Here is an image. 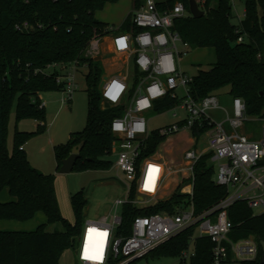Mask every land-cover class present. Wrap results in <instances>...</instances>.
Returning <instances> with one entry per match:
<instances>
[{
	"label": "trees",
	"instance_id": "1",
	"mask_svg": "<svg viewBox=\"0 0 264 264\" xmlns=\"http://www.w3.org/2000/svg\"><path fill=\"white\" fill-rule=\"evenodd\" d=\"M120 0H0V193L8 189L15 199L0 201V221L27 222L39 212L47 216V224L61 223L63 230H46L42 224L33 230L0 229V264H61L63 254L76 248L86 221L85 210L89 201L84 191L71 196L76 215L71 223L61 212L56 190V177L36 169L27 152L21 149L25 142L45 132L46 110L41 107V94L63 91L65 82L59 81L73 65L87 66L88 119L84 130L73 134L70 140L55 147L58 170L72 149L84 143L81 157L74 170H110L114 162L108 159L115 152L120 140L112 131L113 120L123 115L124 106L104 102L101 82L105 75L102 60L88 54L92 43L109 36L113 30L108 23L97 18V12L108 3ZM181 1L189 11V0L159 2L161 9L170 8ZM245 16L239 25L233 23L232 0H203L205 15L196 18L191 13L175 21L174 29L183 41L193 48L211 47L216 51V62L208 70L200 69L189 84L190 95L196 100L216 94L230 87L234 98H242L248 116L264 117V0H245ZM138 3L134 5V10ZM133 10V11H134ZM133 11L119 30L138 29L132 25ZM29 22L32 28L21 30L17 25ZM43 25L39 28L37 25ZM245 42L240 43V37ZM54 66L55 71L48 69ZM60 67V70L56 69ZM133 70L138 78L141 72ZM69 100V102H71ZM180 100L171 95L156 101L153 111L161 114L174 109ZM16 104V118L33 117L39 124L35 132L17 130L14 147L7 145V124L10 112ZM209 124L195 127L193 134L200 138L209 130ZM256 138V135H254ZM167 139L158 130L153 131L146 152L149 156L158 152ZM212 152L204 154L195 165L194 194L176 192L171 198L140 209L125 204L123 221L117 229L118 236L131 234V225L138 215L167 212L174 214L179 208L193 203L197 215L204 213L225 199L229 190L216 182V166ZM133 185L131 198H136ZM233 222L228 238L236 242L254 237L259 245L258 257L242 264L262 263L264 240V212L256 214L246 200L234 203L228 209ZM198 225L191 226L152 251L144 258H179L182 263L214 264V242L209 236H195ZM228 256L224 263L233 261V251L225 242ZM191 253L186 258L185 253ZM140 260V259H139ZM139 260L129 264H138ZM120 258L110 264H117Z\"/></svg>",
	"mask_w": 264,
	"mask_h": 264
},
{
	"label": "built area",
	"instance_id": "2",
	"mask_svg": "<svg viewBox=\"0 0 264 264\" xmlns=\"http://www.w3.org/2000/svg\"><path fill=\"white\" fill-rule=\"evenodd\" d=\"M138 7L133 11L132 25L138 30L127 32L111 30L110 46L112 51L122 54L127 62L132 61L141 75L133 79L128 72H120L109 76L101 94L104 102L113 106H124L123 115L115 118L111 124L113 133L120 139L115 147L117 151L116 167L127 174L130 179L126 198H119L114 203V214L86 219L83 234L80 237L78 257L81 264H110L120 258L117 264H129L143 259L152 251L169 241L191 226L198 225L202 236H209L214 242V264H223L228 256L225 242H229L233 251V259L251 261L258 257L259 245L254 237L230 241L228 235L233 222L228 209L237 201L246 200L256 214L264 212V123L259 139L254 132L246 133L245 127L249 116L242 98L233 99V116L227 115L222 122H215L209 111L220 108V100L216 94L202 100L190 95L189 77L182 69L181 57L185 52L179 45L188 46L174 29L175 21L190 12L183 2L178 1L173 7L161 9L156 0H136ZM201 7L203 0H198ZM39 28L43 25L38 24ZM32 28L29 22L17 25V29ZM121 41L123 44H121ZM245 42L244 37L238 40ZM77 65H73L59 81L65 82V94L71 96L78 88L76 80ZM185 91L180 98L179 90ZM171 95L179 99L176 108L186 112V117L177 124L161 128L162 136L171 137L181 130L192 133L195 141L198 136L193 134L195 127L201 129L205 122L209 124L208 148L199 151L192 142L183 153V162L177 168H171L164 157L156 152L144 156L148 142L153 134L149 129L146 112L153 110L156 101ZM41 107H45L42 101ZM40 124H43L41 122ZM228 125V126H226ZM24 149V146L21 147ZM207 152H212L211 161L217 164L216 182L228 188L229 193L220 203L197 215L194 205L179 208L171 214L159 212L138 215L131 225V234L118 236L117 229L122 224V212L119 208L125 204H133L140 209L158 203L167 179L177 174L183 184L184 193L191 198L194 194L195 165ZM150 168L154 169L150 175ZM133 185L137 196L131 198ZM148 185V187H146ZM91 240L89 242V235ZM187 252L184 257L188 258Z\"/></svg>",
	"mask_w": 264,
	"mask_h": 264
},
{
	"label": "rangeland",
	"instance_id": "3",
	"mask_svg": "<svg viewBox=\"0 0 264 264\" xmlns=\"http://www.w3.org/2000/svg\"><path fill=\"white\" fill-rule=\"evenodd\" d=\"M133 1L121 0L118 3H109L104 10L97 12V18L119 30L132 11ZM156 1L166 2L168 0ZM232 5L234 13L232 21L234 24L239 25L245 16L246 2L245 0H232ZM110 36L93 42L88 54L95 57V59L102 60L105 67V75L111 76L120 72H128L131 79H133L134 70L132 61L127 62V58L124 55L112 51ZM179 47L185 51L182 54L181 63L183 71L189 77L197 75L200 69H210L216 62L217 57L214 48H193L190 45L186 49L182 45H179ZM56 69L60 70V67ZM54 71V66L48 69L49 73H53ZM88 71L87 66L78 67L75 71L78 88L71 96V102L68 101L69 96L64 91L42 93L46 110L47 128L45 132L33 136L24 144L31 164L41 172L55 175L61 212L71 223H75L76 221V215L71 203V196L73 194L84 191L89 201V205L85 210V219H97L115 213L114 203L119 198H126L128 183H130L127 174L120 171L115 165L118 158L117 151L108 157V159L114 162V166L110 170H74L70 173H60L57 168L55 147L67 143L73 134L84 130L87 126L88 91L85 77ZM229 91L230 87H226L216 92L220 100V108L212 109L208 113L213 121L217 123L224 121L227 115L230 117L233 116V96ZM178 94L180 98H184L186 95L182 89L179 90ZM145 115L149 120V129L151 131H157L161 128L179 123L186 117V112L181 108H176L161 114L151 110L146 112ZM40 123L41 121L33 117L17 120L15 104L10 112L7 124V145L9 150H12L14 147V138L17 130L35 132ZM263 123L264 117L249 116V121L246 122L245 127L241 130L249 134L250 132H254L256 138L259 139L261 137ZM208 141L209 132H206L195 141L192 133L181 130L179 133L167 137L166 141L159 147L157 154L162 155L169 167L175 169L183 162V153L191 146L192 142L196 144L194 146L195 149L202 151L208 148ZM214 164L217 169V164L215 162ZM183 186L179 182V177L176 173L170 175L159 200L165 197L169 199L176 192L185 194ZM121 212L122 208H119L118 213ZM14 223H21L23 227L16 229V227L12 226ZM42 224H47V216L44 212H39L35 218L27 222L8 223L0 221V229L33 230ZM84 226L80 237L83 234ZM46 230L49 232L63 230V225L61 223L47 224ZM199 235L200 231L198 230L195 236ZM79 240L76 248L68 249L63 254L61 264H81L78 257ZM138 264L189 263H182L179 258L163 257L160 259L143 258L138 261Z\"/></svg>",
	"mask_w": 264,
	"mask_h": 264
},
{
	"label": "water",
	"instance_id": "4",
	"mask_svg": "<svg viewBox=\"0 0 264 264\" xmlns=\"http://www.w3.org/2000/svg\"><path fill=\"white\" fill-rule=\"evenodd\" d=\"M189 12L193 17L196 18H200L205 15V11L200 7L198 0H189ZM96 60H100V59L96 58ZM108 78H109L108 75H104L100 88H103ZM83 147H84V143H80L72 149L71 154L66 159H64L63 164L59 169L60 173H70L74 171L76 163L81 157V152ZM261 245L263 248L262 263H264V240L261 241Z\"/></svg>",
	"mask_w": 264,
	"mask_h": 264
},
{
	"label": "crops",
	"instance_id": "5",
	"mask_svg": "<svg viewBox=\"0 0 264 264\" xmlns=\"http://www.w3.org/2000/svg\"><path fill=\"white\" fill-rule=\"evenodd\" d=\"M121 1V0H120ZM118 3V2H117ZM137 2H136V0H134L133 1V3H132V11L134 10V5L136 4ZM109 4V3H108ZM131 11V12H132ZM129 16V15H128ZM114 29H116V28H114ZM117 30V29H116ZM113 33V32H112ZM111 33V34H112ZM110 34V35H111ZM107 37H109V36H107ZM110 38H111V36H110ZM95 42V41H94ZM41 97H42V94H41ZM25 148V147H24ZM25 150H26V148H25ZM166 198H168V197H165V198H163V200H166ZM15 198L14 197H12L11 195H10V193H9V190L8 189H5V191L0 195V201L1 202H8V201H12V200H14ZM87 219H89V218H87ZM92 219H96V218H92ZM2 222H19V221H7V220H3ZM13 224V223H12ZM13 227H16V229H18V228H22L23 227V225L20 223H14V225H12ZM200 236H202L201 234H200ZM223 264H242L241 263V261H238V260H235V259H233V261L232 262H227V263H223Z\"/></svg>",
	"mask_w": 264,
	"mask_h": 264
},
{
	"label": "snow or ice",
	"instance_id": "6",
	"mask_svg": "<svg viewBox=\"0 0 264 264\" xmlns=\"http://www.w3.org/2000/svg\"><path fill=\"white\" fill-rule=\"evenodd\" d=\"M121 44H123V42H122V41H121ZM149 171H150V175H151V173H152L153 171H155V170L150 168V170H149ZM146 187H148V185H146Z\"/></svg>",
	"mask_w": 264,
	"mask_h": 264
},
{
	"label": "bare ground",
	"instance_id": "7",
	"mask_svg": "<svg viewBox=\"0 0 264 264\" xmlns=\"http://www.w3.org/2000/svg\"><path fill=\"white\" fill-rule=\"evenodd\" d=\"M91 234H92V232H91L90 235H89V242H90V240H91V238H92V237H91Z\"/></svg>",
	"mask_w": 264,
	"mask_h": 264
}]
</instances>
